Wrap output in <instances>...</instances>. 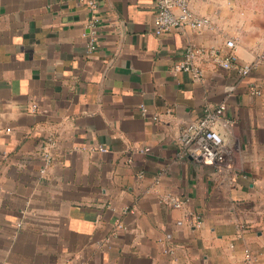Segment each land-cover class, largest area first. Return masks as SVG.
I'll return each mask as SVG.
<instances>
[{"label": "crops", "instance_id": "crops-1", "mask_svg": "<svg viewBox=\"0 0 264 264\" xmlns=\"http://www.w3.org/2000/svg\"><path fill=\"white\" fill-rule=\"evenodd\" d=\"M190 6L213 27L158 36L156 0H0V264H264V0ZM227 40L259 61L247 77L207 58L202 80L174 73ZM221 104L218 170L178 137Z\"/></svg>", "mask_w": 264, "mask_h": 264}, {"label": "built area", "instance_id": "built-area-1", "mask_svg": "<svg viewBox=\"0 0 264 264\" xmlns=\"http://www.w3.org/2000/svg\"><path fill=\"white\" fill-rule=\"evenodd\" d=\"M88 5L95 13L97 11V3L89 1ZM99 20L96 15L88 23L90 35V51L96 49L97 27ZM213 27L212 20L208 17L199 16L194 13L190 6V0H156V13L154 16V28L156 35H162L175 29H187L194 32H202L205 29ZM226 47L228 53L225 57H221L214 50L196 49L188 47L183 55L182 60L177 62L173 68L175 74L180 72L189 73L194 80L203 79L204 70L202 61L207 58L215 65L225 70H237L241 77H247L255 70L259 61L251 64H240L235 53V40H227ZM261 60L262 57H259ZM255 95H261L260 90H253ZM36 109V106H33ZM142 114L147 115V110L142 107ZM154 120L157 116L153 117ZM234 126V120L226 115V105L221 104L216 108H206L201 118L189 122L181 130L178 142L182 150V155L192 156L200 159L206 164L215 165L220 170L228 159H231L233 147L228 142L229 130ZM102 152H106V148H100ZM145 152L149 148L144 149ZM161 202L174 209H181L186 205L187 200H183L177 196L167 195L162 197ZM187 218L190 215H186ZM200 218H195V226L201 225ZM245 232L244 228H240L239 236ZM169 250H167L168 252ZM246 253V264H255V260L250 255L249 250Z\"/></svg>", "mask_w": 264, "mask_h": 264}]
</instances>
